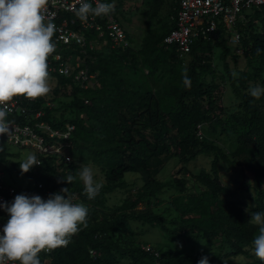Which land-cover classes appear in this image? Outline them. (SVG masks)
Returning a JSON list of instances; mask_svg holds the SVG:
<instances>
[{"label":"trees","instance_id":"obj_1","mask_svg":"<svg viewBox=\"0 0 264 264\" xmlns=\"http://www.w3.org/2000/svg\"><path fill=\"white\" fill-rule=\"evenodd\" d=\"M173 1V16L178 10L177 0ZM109 2H113L110 0ZM114 14L117 16L115 9ZM247 21L238 22V31L241 33V44L246 48L247 55L260 60L264 67V7L254 8L246 14ZM263 23L262 32H256L257 20ZM174 26V20L167 31L158 37L162 42L164 37ZM218 44L228 45V38L221 30ZM88 38H94L96 31L86 30ZM148 43L152 38H148ZM213 39H200L193 44L192 51L188 56L190 62L186 68V74L191 79V87L184 85V73L170 69L173 77L177 80L175 87L176 101L173 110L164 113L159 99L150 91H141L131 88L122 80H112L115 86H110L107 80L102 96L92 97L91 90H82L81 86L69 77L49 72L55 76L56 93L64 88H73L72 99L69 103L60 100L55 108H46L47 118L56 126H65L67 123H74L76 128L72 138L73 150L88 151L104 161L108 181L120 182L126 172L148 173L149 161L153 156L162 153H171L176 157L187 159L195 158L200 152L211 151L215 153L210 171L201 170L197 180L204 186L201 192L203 202V218L191 221L188 218L181 220L169 219L161 214L140 212L135 217L144 222L160 226L173 239L177 235L192 240L196 235H203L210 239L220 238V250H212L207 254L210 264H230L226 257L246 255L249 261L245 264H264L253 252V240L259 235V226L251 222V213L264 212V96L256 99L249 94L243 95L244 113L225 114L216 113L218 109L217 85L206 84L199 74L202 70H210L209 64L198 63L203 54L212 50ZM157 42V41H156ZM173 49L172 55H179L175 45H166ZM115 47L103 45L106 54L126 55L132 52V62L138 64L139 56L133 51L132 46ZM98 47L90 49V56L86 63L93 71L109 70L110 64L101 65L99 62L107 61L105 58H98V61L91 62L92 56L100 52ZM259 50V51H258ZM93 63V64H92ZM99 74V72H98ZM100 76V74H99ZM101 79V78H100ZM60 86V88H59ZM85 91V94L93 103H99L97 110H84L82 104L76 105L77 93ZM71 95V94H70ZM108 98L112 101L106 102ZM106 102V103H105ZM101 103V104H100ZM104 103V104H103ZM74 112L73 116L66 114L67 109ZM79 108V110H78ZM220 108V107H219ZM59 110L62 112L56 114ZM68 112V111H67ZM86 114V118H84ZM24 122V119H23ZM199 125H205V129L213 132H222L234 135V152L241 164L255 174L254 183L256 187V200L252 212H247L233 198H223L224 186L220 180L218 164L219 158L229 161L224 150L211 140L198 135ZM175 133L171 134V130ZM148 130L151 137L145 134ZM93 140V141H92ZM172 148V149H171ZM82 149V150H80ZM10 155L4 146L0 147V159ZM75 158V157H74ZM36 170L30 172L36 182H45L49 188L67 187L81 193L85 202L89 204L87 226L81 225V230L73 234L67 246H58L53 249L55 264H118L129 256L135 264H148V260H158L159 264H197L203 256H193L186 252L171 249L168 254H162L156 258L143 248V245H130L122 248V238L116 237V233L125 232L129 226V219L134 217L126 209H133L138 200L145 195H152L161 189L163 183L159 180L147 181L140 190L139 199L122 208L112 212L104 208V200L107 195L108 186L103 184L99 194L89 199L84 192V185L78 179H73L69 184L63 179V175L55 174L56 167L50 162L43 165H34ZM52 175H51V174ZM56 175V176H55ZM65 177V176H64ZM221 197V199H220ZM213 209H211V202ZM174 225L170 227L168 225ZM91 249H96L101 254L92 256ZM120 251V252H118ZM120 253V255H118ZM39 258L44 264L46 254L41 251ZM153 264V263H152Z\"/></svg>","mask_w":264,"mask_h":264},{"label":"rangeland","instance_id":"obj_2","mask_svg":"<svg viewBox=\"0 0 264 264\" xmlns=\"http://www.w3.org/2000/svg\"><path fill=\"white\" fill-rule=\"evenodd\" d=\"M113 2L118 20L126 30L129 44L139 56L140 62L138 64L132 62V52L126 55L106 54L107 51L103 50L105 48L101 43H97V47L102 50L92 56L93 61L91 62H96L99 57H103L107 61H98V63L102 66L110 64V69H98L99 81L92 92V97L102 96L107 80H110V86H115L112 80L121 79L133 89L152 91L159 99L163 112L168 113L174 109L176 104L175 87L177 84L170 69L173 67L177 72L184 73L191 59L178 54L172 55L173 49L157 40L172 24L173 1L113 0ZM262 25V21L257 20L254 30L262 32ZM149 37L152 38L150 43L147 40ZM217 40L218 38L212 40V50L204 53L200 61L198 60V63L209 64L212 71L202 70L199 76L206 84H218L216 93L220 97L218 100L220 108L216 109V113L222 112L224 115L244 113L243 95L249 94L250 87L264 86V67L261 66L259 59L247 55L246 48L241 43L237 46L229 41L228 45H223L218 44ZM56 82L54 77L49 75L51 93L49 91L47 97L53 98L54 88L58 85ZM72 94H74L73 88L70 87L58 91L55 100L56 107L60 100L68 104L72 99ZM77 96L76 105L82 104L84 110L90 107L92 111L97 110L95 108H98L99 103H93L96 99L90 100L85 91H80ZM86 98L89 99V103L85 102ZM112 100L113 98H108L106 102ZM70 109L71 107L67 109L66 114L73 116L75 111L70 112ZM61 112L62 110H59L56 114L59 115ZM83 116L87 117L86 114ZM175 132V129L171 130V134ZM145 134L149 136V139H154L148 130ZM198 135L220 146L229 158L227 161L220 157L218 164L220 180L224 186L223 198H233L247 212H252L257 195L254 183L255 174L236 158L234 135L210 131L205 129V125H199ZM10 151V160L5 164H0V168L6 167V182L15 187H34L36 178H33L30 172H34L36 168L33 166L29 171L22 172L19 163L23 162L27 155L33 154V151L30 148L18 146H11ZM70 153L75 157L74 161L69 165L58 166L60 170H63L58 171L56 168L54 173L65 177L71 175L74 179L80 180L78 172L81 167H91L96 181L108 186L109 191L105 196L104 208L109 212L122 208L128 204L127 202L137 201L140 190L147 181L154 179L163 183L161 189L155 191L154 194L145 195L138 200L133 209H126L133 212L134 217L129 219V226L125 232H117L115 235L122 238V248L127 247L128 242L132 240L130 245L150 243L161 250L162 254H168L171 249H174L193 256H205L212 250H220L219 237L210 239L203 235H196L194 239L189 240L177 235L172 239L160 226L146 223L135 217L142 211L161 214L175 220L184 218L191 221L201 220L204 216L201 198L204 186L194 174H199L201 170L210 171L215 157L214 152H200L195 158L187 160L171 155V153H162L150 159L148 173L126 172L124 178L116 183L108 181L106 167L101 158L88 151L77 152L76 149L71 150ZM262 186L264 187V182ZM213 203L212 201L211 209H213ZM168 226L174 227L172 224ZM123 258L126 259L124 261L132 260L129 256ZM226 260L230 264H245L250 259L246 255H237L228 256ZM152 263L159 264L158 260H148V264Z\"/></svg>","mask_w":264,"mask_h":264},{"label":"built area","instance_id":"obj_3","mask_svg":"<svg viewBox=\"0 0 264 264\" xmlns=\"http://www.w3.org/2000/svg\"><path fill=\"white\" fill-rule=\"evenodd\" d=\"M177 2L178 10L173 16L174 26L164 37L163 44L175 45L181 57L190 54L196 41L219 38L221 30L228 41L240 45L241 33L237 28L238 22L247 21L246 14L250 10L264 7V0H177ZM92 3L95 7V0H92ZM78 7V0H46L42 14L45 22L50 19L56 29L52 38L55 50L47 60L49 72L71 78L86 91L95 89L99 81L98 72L93 71L86 63L90 56L89 50L97 48V43L112 47L131 45L126 30L114 12L106 16L89 15L86 21H82L74 11ZM86 30L96 31V36L88 38ZM46 95L38 98L18 95L8 102L7 126L0 127V147L4 146L10 155L11 146L30 148L37 156L39 162L37 165L50 162L58 171H62L63 169L60 170L58 166L69 165L74 161L70 151L73 150L72 138L76 125L67 123L65 126H56L45 118L46 108L56 107V102ZM85 102L89 103V99L86 98ZM10 155L5 160L0 159V164L10 160ZM6 174V167L0 168V204L5 201L11 202L16 195L22 193L38 194L47 199L50 194L67 188H49L42 181L36 182L34 187H15L6 182ZM66 195L72 202L83 203L89 207L79 191L67 188ZM8 218L9 214L0 208V228ZM143 248L156 258L161 255L160 250L150 243L144 244ZM43 252L46 254L44 264H55L53 251ZM90 252L94 257L101 254L96 249H91ZM5 264H19V261H6ZM118 264L135 263L122 261Z\"/></svg>","mask_w":264,"mask_h":264},{"label":"clouds","instance_id":"obj_4","mask_svg":"<svg viewBox=\"0 0 264 264\" xmlns=\"http://www.w3.org/2000/svg\"><path fill=\"white\" fill-rule=\"evenodd\" d=\"M75 14L86 21L89 15L106 16L114 11V2L108 0H78ZM46 0H0V127L7 126L9 104L14 97L38 98L49 93L47 60L55 50V25L42 14ZM259 51V50H258ZM191 87L186 70L183 79ZM249 95L264 96V86L250 87ZM20 163L22 172L39 164L37 156L29 154ZM89 199L95 198L102 184L97 182L91 167L82 166L78 172ZM69 184L74 177L63 176ZM67 188L42 196L18 194L11 202L0 204L9 214L0 228V264L19 261V264H41L39 253L67 246L70 237L87 226L88 207L74 203ZM251 222L259 226V235L253 240L254 255L264 261V212L251 213ZM197 264H210L207 255Z\"/></svg>","mask_w":264,"mask_h":264}]
</instances>
